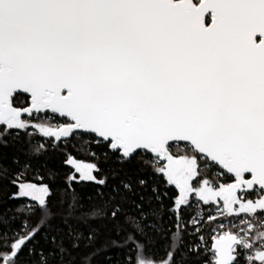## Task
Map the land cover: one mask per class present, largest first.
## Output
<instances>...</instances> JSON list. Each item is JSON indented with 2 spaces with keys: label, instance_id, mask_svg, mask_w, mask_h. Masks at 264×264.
<instances>
[{
  "label": "snow or ice",
  "instance_id": "obj_1",
  "mask_svg": "<svg viewBox=\"0 0 264 264\" xmlns=\"http://www.w3.org/2000/svg\"><path fill=\"white\" fill-rule=\"evenodd\" d=\"M20 91L27 108L12 104ZM45 110L67 122L22 119ZM30 127L56 141L94 134L123 163L153 154L178 189L174 216L196 203L216 206L208 222L239 219L238 232L218 225L211 264H264V0H0V136ZM181 141L188 149L174 156L169 144ZM212 165L232 182L217 185ZM45 191L25 186L32 211H46ZM41 230L0 232V264H17Z\"/></svg>",
  "mask_w": 264,
  "mask_h": 264
},
{
  "label": "trees",
  "instance_id": "obj_2",
  "mask_svg": "<svg viewBox=\"0 0 264 264\" xmlns=\"http://www.w3.org/2000/svg\"><path fill=\"white\" fill-rule=\"evenodd\" d=\"M27 104L25 96L13 99L14 107ZM24 120L53 129L66 122L48 113ZM98 141L91 134L54 141L44 137L39 127H30L27 134L0 136V232L18 238L20 233L42 229L20 253L17 264H44L45 260L47 264H168L170 260L202 264L207 260L209 245L201 248L200 233L183 230L194 206L173 215L178 189L157 172L153 157L141 151L123 163L118 153ZM187 149L183 144L169 146L174 156L184 155ZM76 162L92 166L95 179H77L72 166ZM208 175L217 185L232 180L215 165ZM101 180L103 184L98 183ZM24 183L47 188L44 213L32 211L38 202L19 196ZM258 197L253 193L246 199ZM206 232H202L205 239ZM4 243L7 240L0 236V245ZM195 244L200 245L199 255L190 251Z\"/></svg>",
  "mask_w": 264,
  "mask_h": 264
},
{
  "label": "built area",
  "instance_id": "obj_3",
  "mask_svg": "<svg viewBox=\"0 0 264 264\" xmlns=\"http://www.w3.org/2000/svg\"><path fill=\"white\" fill-rule=\"evenodd\" d=\"M154 161H156L155 158H153ZM195 203H193L195 212L193 213V215H191V217L189 218L188 222H192L193 217L196 219H200L201 217L204 219V222L200 224V229L201 231L199 232L201 235H203L200 240L199 243L202 245V247L205 246V244L209 245V249H208V259L203 261L202 264H211V261L213 260V256L211 254V245H212V237L218 232L220 231L218 225L223 222L225 225V229L227 230L228 228H231L232 231L234 232H238L239 228L242 226L240 225L239 219H237L236 217H229L227 219H224L223 217H221L220 219H218L216 222H208V216L209 215H216L217 214V208L216 206H214L213 208H203L201 207V205H194ZM222 207V205H221ZM264 217H261L260 220L263 221ZM233 221H234V226H233ZM253 223H257L256 221H253ZM259 224V223H257ZM211 225V226H210ZM204 230H207L208 232V236L207 239L206 236L202 233ZM206 232V233H207ZM197 233V232H196ZM200 246V245H197Z\"/></svg>",
  "mask_w": 264,
  "mask_h": 264
},
{
  "label": "water",
  "instance_id": "obj_4",
  "mask_svg": "<svg viewBox=\"0 0 264 264\" xmlns=\"http://www.w3.org/2000/svg\"><path fill=\"white\" fill-rule=\"evenodd\" d=\"M193 2H194V1H193ZM206 23H207V24H211V18H210V16H208V17L206 18ZM16 95H22V96H25V97L28 98V105H27L26 107H24V108H27V107L30 106V96H29L28 94L23 93L22 91L17 92L16 94H14V96H13V98H12V104H13V99H14V97H15ZM21 109H22V108H21ZM46 113H48V114H50V115H52V116L58 117L59 119H63V118L59 117L58 114H53V113H51V112L48 111V110H45V111L40 112V113L33 112V114L31 115V117H29V115H28L27 113H25V114L22 115V118H25V117H26V118H28V119H32L34 116H37V115H42V116H43V115H45ZM64 120H65V119H64ZM55 129H56V128H55ZM75 134H91V133H84V132H82V131H77V132H75L73 135H75ZM73 135H71V137H72ZM91 135H94V134H91ZM94 136H95V135H94ZM71 137H70V138H71ZM95 137H96V136H95ZM96 138L99 140L98 137H96ZM68 139H69V138H67V139H61L60 141H66V140H68ZM53 140L56 141L54 138H53ZM173 144H183V145H187V142H182V141H181V142H170L169 146H171V145H173ZM108 149H109V148H108ZM109 151L112 152L110 149H109ZM141 151H144V152H146V153H148V154H150L151 156L154 157L153 154L147 152L146 150H138V152H141ZM112 153H114V152H112ZM118 154H119V153H118ZM161 163H162V164H165L166 161H161ZM215 166L218 167L222 172H224L225 174H227L228 176L231 177L230 174L226 173V171L223 170L222 168H220L218 165H215ZM246 176H249V178H250V174H246ZM231 178H232V177H231ZM231 182H232V180H231L229 183H231ZM257 190H258V186H257ZM258 191H259V190H258ZM254 192H255V191H250L248 195L253 194Z\"/></svg>",
  "mask_w": 264,
  "mask_h": 264
},
{
  "label": "rangeland",
  "instance_id": "obj_5",
  "mask_svg": "<svg viewBox=\"0 0 264 264\" xmlns=\"http://www.w3.org/2000/svg\"><path fill=\"white\" fill-rule=\"evenodd\" d=\"M57 125V124H56ZM156 163V161H154ZM76 174H77V179L79 180H83V181H93L94 179H86L85 178V173H89L91 176H93V167L88 165V164H85V163H82V162H76V163H73L72 164ZM94 177V176H93ZM25 186H36L37 189H46L45 193H44V198H46V195H47V188L43 185H32V184H27V183H24V184H20V189H19V196L21 197H26L32 201H35L33 200L32 196L29 195V196H24L22 195L23 191H24V188ZM35 202H38L39 201H35ZM194 205H197L196 203ZM199 205V204H198ZM215 205L211 206V207H208V206H204L203 208H213ZM260 219V218H259ZM253 236H254V233H253Z\"/></svg>",
  "mask_w": 264,
  "mask_h": 264
},
{
  "label": "bare ground",
  "instance_id": "obj_6",
  "mask_svg": "<svg viewBox=\"0 0 264 264\" xmlns=\"http://www.w3.org/2000/svg\"><path fill=\"white\" fill-rule=\"evenodd\" d=\"M196 233V232H195ZM203 235H197V240H200V238L202 237ZM198 244H195L194 247H199L197 246ZM205 247V246H204ZM204 247L201 246L202 249H204ZM206 248V247H205Z\"/></svg>",
  "mask_w": 264,
  "mask_h": 264
},
{
  "label": "flooded vegetation",
  "instance_id": "obj_7",
  "mask_svg": "<svg viewBox=\"0 0 264 264\" xmlns=\"http://www.w3.org/2000/svg\"><path fill=\"white\" fill-rule=\"evenodd\" d=\"M27 105H28V104H27ZM27 105H26V106H27ZM26 106H25V107H26ZM25 118H26V117H25ZM22 119H24V118H22ZM26 119H28V118H26ZM66 122H67V121H66ZM66 122L60 123V125L66 123ZM254 193H256L257 195H260V192H259L258 190H256ZM250 195H252V194H250ZM257 199H258V198H257ZM257 199H256V200H257Z\"/></svg>",
  "mask_w": 264,
  "mask_h": 264
}]
</instances>
